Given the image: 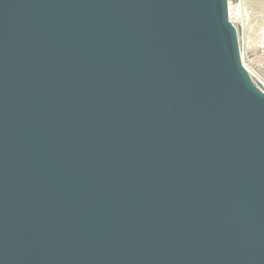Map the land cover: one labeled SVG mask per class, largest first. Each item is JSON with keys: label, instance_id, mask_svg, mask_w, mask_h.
<instances>
[{"label": "water", "instance_id": "95a60500", "mask_svg": "<svg viewBox=\"0 0 264 264\" xmlns=\"http://www.w3.org/2000/svg\"><path fill=\"white\" fill-rule=\"evenodd\" d=\"M0 264H264L229 0H0Z\"/></svg>", "mask_w": 264, "mask_h": 264}, {"label": "rangeland", "instance_id": "374dc122", "mask_svg": "<svg viewBox=\"0 0 264 264\" xmlns=\"http://www.w3.org/2000/svg\"><path fill=\"white\" fill-rule=\"evenodd\" d=\"M245 66L264 90V0H229Z\"/></svg>", "mask_w": 264, "mask_h": 264}]
</instances>
